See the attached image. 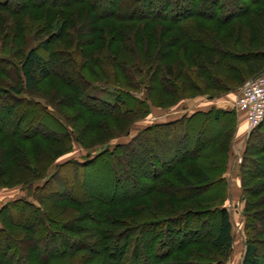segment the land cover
Listing matches in <instances>:
<instances>
[{
    "label": "trees",
    "instance_id": "trees-1",
    "mask_svg": "<svg viewBox=\"0 0 264 264\" xmlns=\"http://www.w3.org/2000/svg\"><path fill=\"white\" fill-rule=\"evenodd\" d=\"M17 1L19 0H0V11L15 13V7L17 8L20 5ZM75 1L83 3L90 9V13L94 15V17L89 18L90 14H88L84 21L82 20L81 29L85 28L87 25L91 27L93 24L90 29L99 34L100 37H104L106 41H110L112 38L116 43V39L124 43L128 42L130 48L134 47L135 42L127 30L115 24L100 25V21L103 19H112L117 23L142 22L144 26H149L151 22H166L171 23L174 28L182 32L183 28L186 27L185 21L187 20L195 22L194 20L204 18L207 21L218 22L223 18V20H226L225 22H227V20L232 22L235 19L239 21L241 18H246L248 16V12L244 5L239 4L241 0H237V2L232 0H224V2L221 0ZM250 1L256 2L257 0ZM11 2H14V4ZM103 2L108 3V10L105 8L103 12H99L98 9ZM211 8L214 9L208 10ZM204 9H206L205 12L203 11ZM76 16L77 14L74 16L71 15V18L61 23L52 34H46L48 30L45 26L39 24H36L38 26H30L33 21L30 22L29 25H16V27L14 26L13 28L8 24L4 25V23L0 22V68H11L12 72L10 74L13 79L12 84H7L3 81L0 82V100L5 99L4 104L11 101L14 104L17 103L19 105L23 104L37 107L42 115L50 120L51 125L59 129L58 131H51L56 133V135L49 137L43 135V137H41L45 141L49 140L54 142L58 147L51 150V157L49 158L45 151H38L37 154L39 157L41 156V159L42 157L48 159L46 163L36 168L28 165L21 159L22 155H20L19 151L12 150V157L14 160H17V164H19L17 169L21 172L20 174L23 172L26 178L29 176L37 177L35 180L32 179L26 182L24 186L31 187L42 180H45V185L34 189V199L32 201L26 199L12 200L5 203L0 208V254L10 260L7 263L1 261L0 264H21L25 257L22 250L23 248L34 250L35 252L38 251L39 260L37 264H56V262L75 258L77 264H95L94 260L96 259L104 260V264H135L137 258L140 256L139 254H143V258H145L148 256V252L153 260L152 264H218L213 260H207L199 249H189L192 246L205 243L224 253H228L231 250L233 244L232 224L230 215L225 208V203L229 199V185L225 175L228 169L230 141L221 156L216 155L221 159L220 161L222 163V170H220L216 182L220 191L217 197H215L219 199L217 204L204 210L186 209L179 214L160 216L149 220L143 218V215H141L139 211L126 215V213L117 210H101V212L97 209L99 211L98 214L96 213L99 216L98 220L92 217L91 219L95 223L96 228H93L95 229V234L98 235V241L102 245V251L97 253L96 251H92V253H90L94 255L96 259L95 257L92 258L93 256L90 254L88 255V253L84 254L82 250H85V248H83L79 242H77L76 245L78 253L67 251L65 248L64 244L70 243L71 245L74 243L71 236H68L69 232L74 233L69 224L73 221L76 222L78 217L73 213L74 211H68V207H65L62 210L60 209L61 211L59 210V216L65 217L57 220L46 209L44 204L46 196L41 193L48 187H51V184L56 181V179L57 182H59L58 186L60 189H69L67 188L68 182L66 183L64 180L60 179L59 175L62 171L69 173L73 170V174H78L85 173L87 169L94 168L100 164L105 166L111 164L113 168L112 177L116 182V189L119 190L122 185V190L126 192H122L120 195L121 197L117 199V203L121 204L132 202L136 198L143 196L144 193H141V191L138 190V185H136L139 183H147L148 194L164 192L174 198L177 197V194H180V192L183 194H194L192 191L194 189H199L200 185H203V183L209 179L206 173L203 172L202 174H198L197 171L191 170L190 173H193L194 177L197 174L200 176L199 182L195 184L193 181L184 179V186L180 188H175L164 181V176L171 174L174 169L202 157L208 141L200 137L198 144L195 145L190 134L193 130L197 129L199 122L209 121L211 118L215 121H221V128L219 129L218 135L222 137L224 134L229 135L230 131L234 133L236 128L235 109L226 110L212 106L205 111L196 109L189 114L182 113L174 119H170L173 121L153 122L139 130L127 142L117 143L111 146L113 140L130 135L132 125L138 121L135 117L133 119V115H142L143 118H147L152 114L151 108L152 106H156L153 104L150 96L151 93L156 90H162L164 91L163 94L172 96L177 99L176 102H180L186 99L185 92H187L188 89L190 92L201 94L200 96L204 99L212 102L223 94L234 91L235 88H223L220 86L222 79L219 75L209 78V76L203 72L200 77H203V79L205 78L206 81H200V83L206 84L207 80H211V84L219 91L218 94H206L204 90L207 88L202 89L197 86L199 84H195L189 76L185 75V72H179L175 65L166 64L165 67H160L159 60L162 58L161 55L156 54L153 58H146V64H149V67L145 64L142 68L138 63L135 67L132 58L130 59L125 56L121 58V53L116 55L110 54L109 50L111 44H109V42L107 45V51L109 52L106 56V60L114 64L113 69L117 71L120 70L124 75L122 77H116L117 74L114 73L113 69L111 71L109 68L105 69L98 66L101 77L106 76L108 81L101 83L78 81L77 73L81 71V66L76 59V51H79L88 69H90L88 66L90 62L92 63V57L95 56L96 60H98L100 59L99 54L90 55L86 50H82V48H80L79 36L75 40H70L68 43L69 46L67 45L68 47L66 49H58L56 52L55 50H50V42L52 40L53 44V42L55 43L57 40L63 39L66 36V29L75 27L73 19H76ZM254 18V21L259 23L261 29L264 31V21L260 20L261 18H259L258 15ZM33 20H35V18ZM12 24H17V21L15 20ZM242 29L244 31L248 30L251 41L248 42L245 52L241 55L250 56L252 54H257V48L255 43H253L256 33L250 30L251 28H249V26H242ZM110 35H112L111 38ZM236 38V40H239L241 35L236 36ZM226 41L228 42V40ZM18 43H21V46H19ZM73 46H76L77 49L75 48L76 50L74 51L72 49L69 50ZM127 50L128 53H132L131 50ZM230 50L234 52L236 58H241L240 55L235 53V49L232 48V46H230ZM42 51L46 53L49 52V54L44 56V54H41ZM218 52L223 53L222 48L219 49ZM147 54L148 51L146 50L143 56L146 57ZM59 56L60 58L63 57L66 59L64 65H68L75 72L74 75L76 80H65L62 76L58 75V72H53L48 68L47 64L49 60L52 58L58 59ZM165 57L168 58V56ZM133 67L139 77L133 73ZM229 67L230 69H227V71H235L232 65ZM0 70V73H2V69ZM201 71L204 70L201 69ZM52 74L59 76L64 82L70 84L69 86H73V97H75L73 98L75 100L74 104L83 108L85 114L105 120L101 123L99 128L102 134H108L107 131H112V129L115 128L113 125L117 124L125 126L122 127V132L109 138L102 144H96L92 147L85 146L72 124L61 116L49 102L43 98L31 96L36 87ZM179 74L186 77L185 86L181 85V87H179L175 82V78L179 76ZM113 78L115 79L112 80ZM111 80L114 83L110 82ZM121 80L126 82L125 86L119 84ZM3 83H5L7 87H2ZM96 86L113 89L116 93L114 102L108 103L92 97L89 91ZM134 94H142V96H133ZM29 97L40 100L36 101ZM169 107L170 106H166L165 108L168 109ZM10 111L11 110L4 112V115ZM192 126L194 127L191 131L190 127ZM263 127L264 118L260 125L248 134L249 136L245 141L242 152V162L238 168L239 187L241 190L240 199L243 202V232L245 236L244 252L240 264H262L259 253L261 248H264V209H251L246 188V165L249 160L252 139ZM173 130L174 132H172ZM160 140L162 141L161 144ZM74 146H79L82 150L86 151H90L97 147H103V149L92 156V158H90L91 155L88 152L85 155L86 159L81 162L69 159L65 162L55 164L64 154L71 152ZM65 147H67L66 150H64ZM258 150L259 152L257 151V155L259 154L260 156L252 158L251 160V164L257 166L258 169L251 170L254 178L260 180L264 179V148H259ZM38 162H40V159ZM52 167L54 168V172L50 174ZM4 175L5 170L0 166V187L2 186V178ZM85 176L88 175L86 174ZM141 176L142 182L139 180ZM123 181L127 182L124 186L122 183ZM57 193L58 196H60L59 198H62V192L59 190L56 191V194ZM253 193V190L250 191V194ZM86 194L90 195L85 193L83 196H86ZM257 195H259V193ZM197 197L198 195L195 196V198ZM73 198V196H69L62 199L66 201L65 203L68 205L75 206L78 209L79 207L87 208L89 205L88 202L85 201V198L80 200H75ZM183 198L184 197H182V200ZM188 198L192 199L191 196ZM110 203L116 204L115 201ZM258 205L261 206V204ZM144 212H147V210ZM8 214L11 216L8 217ZM69 215L72 217H69ZM89 216L91 215L88 212L86 217L88 218ZM211 217L215 219L211 221V225L207 226L205 220ZM255 221L258 224H255ZM17 232L23 234V237ZM121 237H127L133 241V250L130 254H128L126 248L118 251L117 247ZM145 238H148V250H144L147 254L142 250V242ZM105 243H110L107 250H104V248H106ZM164 248L165 250L163 251ZM120 252L121 256L119 255ZM180 254L187 255L183 258H174V256Z\"/></svg>",
    "mask_w": 264,
    "mask_h": 264
},
{
    "label": "rangeland",
    "instance_id": "rangeland-1",
    "mask_svg": "<svg viewBox=\"0 0 264 264\" xmlns=\"http://www.w3.org/2000/svg\"><path fill=\"white\" fill-rule=\"evenodd\" d=\"M221 1L224 2V0ZM232 1L237 2V0ZM17 3L20 5L17 8L14 6V11H16L15 13L0 11V22L4 23V25L8 24L13 28L14 26L16 27V25H29V23L33 21L35 23L32 22L30 26H34L36 24L45 26L48 30L46 34H52L53 31L61 25V23L68 21L69 18H71V15L74 16L77 14L76 19H73L75 27L67 28L66 36L63 39H60L59 41L57 40L55 43L53 42V44L52 40L50 42V50H55L56 52L58 49H66L69 46L68 43L70 40H75L79 36L81 44L80 48H82V50H86V52L90 55L99 54L100 59L97 58L98 60H96L95 56L92 57V63L90 62L88 65L90 69H88L79 54V51H76V59L81 66V71L77 73L78 81H92L94 83L108 81L106 76L101 77L98 66L105 69L109 68L112 71L114 64L106 60V56L110 51V54L112 55L119 53L123 54H120L121 58L122 56L130 59L132 58L134 66L136 67V64L138 63V65L142 68L146 64V58H153L156 54L161 55L162 58L159 60L160 67L163 68L166 64L175 65L179 72H185V75L189 76L195 84H199L197 86L202 89L207 88L204 90V93L206 94H218L219 91H217L216 87L211 84V80H207L206 84L200 83V81H206L205 78L203 79V77H200L203 72L206 73L209 78L219 75L222 79L220 82L221 87L235 88L234 91L228 94H223L212 102L204 99L200 96L201 94L192 91L190 92L188 89L187 92H185L186 99L180 102H176L177 99L172 96H166L163 94L164 91L156 90L155 92H152L150 96L153 104L156 106H152V114L147 118H143V116L139 114V116L133 115V119L135 117L138 121L132 125L130 135L113 140L111 142V146L117 143L127 142L139 130L153 122H163L164 120H167V117H165L166 112L170 110L177 112V114H189L196 109L203 108L207 104L212 103L215 104L214 106L217 108H230V110H234V103L242 86L249 80L264 72V31L261 29V25L254 21V17H256V15L261 18L260 20L264 21V0H257L256 2L241 0L239 4L244 5L248 12V16L246 18H241L239 21L235 19L232 22L228 20L225 22L226 20H223V18H221L222 20H219L218 22L207 21L204 18L194 20L195 22L187 20L185 21L186 27L183 28L182 32H180L179 29L174 28L171 23L166 22H151L149 26H144V23L142 22L117 23L112 19H103L100 21V25L115 24L118 27H123L127 30L135 42L133 48H130V44L128 42L124 43L123 41H119L117 39V43L114 42V39L111 38L112 35H110V41H106L104 37H100L99 34L90 29L93 24L91 27L87 25L85 28L81 29L80 27L82 22L88 14H90L89 18L94 17V15L90 13V9L83 3H79L75 0H19ZM12 4H14V2ZM105 8L108 10V3L103 2L98 10L99 12H103ZM213 9L211 8L208 10ZM205 10L206 9L203 11L205 12ZM34 18L37 20H33ZM15 20L17 21V24L13 25L12 23ZM242 26H249V28H251L250 30H253L256 33V37L253 39V43H255L257 48V54L255 55H241L245 52L248 42L251 41L248 30L244 31ZM238 35H241V38L236 40V36ZM226 40H228V42ZM108 42L111 44L109 51H107ZM18 44L21 46V43ZM230 46L235 49V53L240 55L241 58L235 57L234 52L230 50ZM75 48L76 46H73L69 50L72 49L74 51L77 49ZM126 48L131 50L132 53H128ZM221 48L225 54L218 52ZM146 50L148 51V54L144 57L143 55H145ZM41 54L46 56L49 52L46 53L42 51ZM165 56H168V58ZM64 62H66V59L63 57L60 58L59 56L58 59H50L47 65L53 72H58V75L62 76L63 79L71 81L72 79L76 80L74 75L75 72L68 65H64ZM230 65L234 67L235 71H227V69H230ZM146 66L149 67L150 65L146 64ZM0 69H2V73H0V82L3 81L7 84H12L13 79L10 74L12 72L11 68L9 69L5 67L3 69L1 67ZM8 69L9 71L7 72ZM201 69L204 71H201ZM113 70L114 73L117 74L116 77H122L124 75L120 70ZM132 71L136 76H138L134 67L132 68ZM63 79L52 74L36 87L31 96L43 98L49 102L59 112V114H61V116L72 124L79 137L83 140L85 146L87 147L102 144L104 141L122 132V127L125 126L117 124L113 125L115 127L114 129L110 126L112 131H107L108 134H102L101 131H99V128L101 123L105 120L87 115L85 114L83 108L75 105V100L73 99L75 98L73 97V86H69L70 84L64 82ZM114 79L115 78L112 80ZM112 80L110 82L114 83ZM186 80V77L180 74L175 78V82L179 87L184 85V83L186 84ZM119 84L125 86L126 82L121 80ZM2 85L4 88L7 87L5 83ZM89 94L94 98L108 103H113L116 96L113 89L101 86L93 87L89 91ZM136 95L139 97L142 96V94ZM136 95L134 94L133 96ZM33 97L29 98L32 99ZM4 100L5 99L0 100V166L5 170V175L2 178V186L0 187V208L5 203L12 200L26 199L28 201H32L34 199V189L45 185V180H42L31 187L24 186L26 182H29L32 179L35 180L37 177L28 175L29 177H27V179L23 172L20 174L21 172L17 169L19 164H17V160H14L12 157V150L19 151L20 155H22L21 159H23L28 165L36 168L41 164L46 163L47 159L51 157V150L58 147V145L54 142L49 140L45 141L41 137H43V135L48 137L56 135V133L51 131L59 130L51 125L50 120L45 118L37 107L26 106L23 104L19 105L17 103L14 104L11 101H6L8 104H4ZM33 100L38 101L40 99L33 98ZM166 106L170 107L167 109L165 108ZM8 110L11 111L4 115V112ZM220 123L221 121H215L211 118L209 121L199 122L197 129L195 130H193L194 126L190 127L191 131L193 130L190 135L195 145L198 144L200 137H203L204 140L208 141L202 157L196 161L186 163L177 169H174L171 174L164 176V181L166 183L171 184L175 188H180L181 186H184V179L193 181L196 184L200 179L198 174H202L203 172L206 173L209 176V179L203 183V185H200L199 189H194L192 191L194 194H183L180 192V194H177V197L175 198L164 192H154L152 194H148L147 183H139L136 185H138V190L141 191V193H144L143 196L136 198L132 202L121 204L117 203V199L121 197V193L125 191L122 190V185L119 190L116 189V182L112 177L113 168L111 164H107V166L100 164L94 168L87 169L85 173L83 172L78 174H73V170L69 173L62 171L59 175L60 179L64 180L66 183L68 182L67 188L69 189H60L58 186L59 182H57L56 179V181L51 184V187H48L41 193L46 196L44 203L46 209L57 220L65 217L59 216V210H62L65 207H68V211H74L73 213H75L78 217L76 222L73 221L69 224L74 233L69 232L68 236H71L74 243L71 245L70 243L64 244L67 251L78 253V248L76 246L77 242L85 248V250H82L84 254L88 253L89 255L92 251H96V253L102 251V245L98 241V235L95 234V223L91 219L92 217L98 220V210H117L119 212L126 213V215L139 211L141 212V215H143V218L149 220L154 219L155 217L179 214L184 212L186 209L204 210L217 204L219 199L215 197H217V194L220 193V191L216 182L218 174L220 173V170H222V163L220 161L221 159H219L216 155L221 156L226 146L229 144V141L230 145L232 144L234 135L232 131H230L229 135L224 134L223 137L218 135L219 129L221 128ZM172 132H174V130ZM161 143L162 141L160 140V144ZM251 144L249 160L246 165L247 195L251 204V209L262 210L264 209V179L259 180L254 178L251 169H258V167L252 165L251 160L252 158L260 156L259 154L257 155L259 148H264V127L256 134V136L253 137ZM66 149L67 147L64 148V150ZM102 149L103 147H97L91 149L90 151H86L82 150L79 146H74L71 152L64 154V156L58 159L55 164L65 162L69 159L81 162L86 159L85 155L88 152L91 155L90 158H92V156L99 153ZM232 149V164L231 166H228V172L225 175L229 185V199L225 203V208L230 215L233 234V244L231 250L228 253H224L221 250L215 249L205 243H200L189 249H199L202 251V255L205 256L207 260H213L218 264H240L245 245V236L243 232V202L240 199L241 190L238 185L239 180L237 179L239 178L238 168L242 162V152L244 148L239 145L233 147ZM38 151H45L48 158L42 157L41 159V156L39 157L37 154ZM39 159L40 162H38ZM191 170L198 172L196 175L197 177H194L193 173H190ZM52 172H54L53 167L50 170V174ZM86 174L88 176H85ZM139 180L142 182V176L139 177ZM122 183L124 186L127 182L123 181ZM59 190L62 192V198H67L69 196H73V199L75 200L85 198V201L88 202L89 205L87 208L79 207V209L75 206L68 205L65 203L66 201L59 198L60 196H58V193L56 194V191ZM252 190L254 193L250 194V191ZM85 193L90 195L86 194V196H83ZM258 193L259 195H257ZM196 195H198L197 198H195ZM190 196L192 199L188 198ZM182 197H184L183 200ZM112 201H115L116 204L110 203ZM258 204H261V206ZM146 210L148 213L144 212ZM88 212L91 216L87 218L86 215ZM8 215V217L11 216L10 214ZM69 217L72 216L69 215ZM214 219L215 218L212 217L206 219L205 221L207 222V226L211 225V221ZM255 224L258 223L255 221ZM17 233L23 237V234L19 232ZM110 243H105L106 248H104V250L109 248ZM147 243L148 238H145L142 242L143 251L148 250ZM125 248L127 249L128 254H130L133 250V241L130 240V238L121 237L117 249L120 251ZM22 250L25 257L21 264H37L39 260L38 251L35 252L34 250H28L27 248H23ZM164 250L165 248L163 251ZM145 254H147V252H145ZM119 255L121 256V252ZM139 255L140 256L137 258V262H135V264H152L153 260L151 259L149 252L148 256L145 258H143V254ZM186 255L180 254L174 256V258H183ZM91 256H93L92 258L95 257L94 255ZM86 257L90 258L89 256ZM259 258L262 264H264V248H261ZM1 261L7 263L10 260L0 254V262ZM76 262L75 258L56 262V264H77ZM94 263L104 264V260L96 259L94 260Z\"/></svg>",
    "mask_w": 264,
    "mask_h": 264
},
{
    "label": "built area",
    "instance_id": "built-area-1",
    "mask_svg": "<svg viewBox=\"0 0 264 264\" xmlns=\"http://www.w3.org/2000/svg\"><path fill=\"white\" fill-rule=\"evenodd\" d=\"M236 112L245 115L247 134L254 131L264 118V73L246 82L234 103Z\"/></svg>",
    "mask_w": 264,
    "mask_h": 264
},
{
    "label": "crops",
    "instance_id": "crops-1",
    "mask_svg": "<svg viewBox=\"0 0 264 264\" xmlns=\"http://www.w3.org/2000/svg\"><path fill=\"white\" fill-rule=\"evenodd\" d=\"M215 104H207L206 106H204L203 108H200V110H207L209 109L210 107H214ZM226 110H230V108H226ZM182 113H178L177 112H173V111H168L166 112V116L167 117L166 119L167 120H164L163 122H166V121H173V120H170V119H174L175 117L181 115ZM169 119V120H168ZM235 119H236V128H235V131H234V135H233V139H232V144L230 145L231 149H229V161H228V166H231L232 164V161H231V154H232V148L233 147H236V146H239L240 147H243L244 148V145H245V141L247 139V132H246V127H245V115L243 113H240V112H236L235 110ZM228 172V170H227ZM227 179V177H226ZM239 180V178H237ZM238 185H239V181H238Z\"/></svg>",
    "mask_w": 264,
    "mask_h": 264
}]
</instances>
